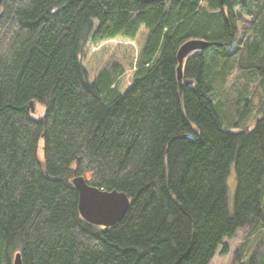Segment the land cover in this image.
Wrapping results in <instances>:
<instances>
[{"label":"trees","instance_id":"16d2710c","mask_svg":"<svg viewBox=\"0 0 264 264\" xmlns=\"http://www.w3.org/2000/svg\"><path fill=\"white\" fill-rule=\"evenodd\" d=\"M190 37L215 44L187 58L180 98ZM107 51L128 68L96 75ZM235 65L243 115L249 83L264 93V0H0V264H209L263 224L264 95L239 130L217 98ZM78 175L128 195L120 221L81 217Z\"/></svg>","mask_w":264,"mask_h":264},{"label":"rangeland","instance_id":"374dc122","mask_svg":"<svg viewBox=\"0 0 264 264\" xmlns=\"http://www.w3.org/2000/svg\"><path fill=\"white\" fill-rule=\"evenodd\" d=\"M242 63L245 62L243 58ZM117 62L119 65L128 68V65L124 60L115 55L111 51H107L102 56L95 58V74L103 69L111 66L112 63ZM241 70L237 65L233 66L228 72L222 84L216 83L217 98L223 101V115L224 123L231 129L239 130L246 125H250L254 118L260 113L261 98L264 95L258 85H255V81L249 83V89L251 94L248 96L252 103L251 110L247 113L238 114L239 105L236 106L235 98L236 91L234 85L239 86L244 81L239 77ZM240 87V86H239ZM43 106L40 104H33V111L35 115L42 112ZM227 192L231 200V196L235 187V171L234 166H231L229 174L226 178ZM228 243V251L226 253H220V246L216 253L210 260L209 264H253L252 259L256 256L259 258V254L264 251V223H260L259 226L239 228L235 235L231 238H225ZM17 250L10 252V259L13 263L14 255Z\"/></svg>","mask_w":264,"mask_h":264},{"label":"water","instance_id":"95a60500","mask_svg":"<svg viewBox=\"0 0 264 264\" xmlns=\"http://www.w3.org/2000/svg\"><path fill=\"white\" fill-rule=\"evenodd\" d=\"M215 44L214 41L202 37H190L184 40L177 48L175 67L178 95L182 97L184 84H191L193 80L184 79V66L187 58L197 52H201ZM33 111V104H29ZM78 192V210L86 221L109 226L120 221L130 203L128 195L117 189H102L89 183L83 176H74L71 179ZM12 264H21L20 253L16 252Z\"/></svg>","mask_w":264,"mask_h":264}]
</instances>
